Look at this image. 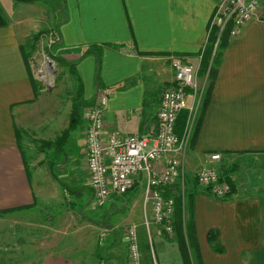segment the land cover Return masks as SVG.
<instances>
[{
  "label": "crops",
  "instance_id": "obj_1",
  "mask_svg": "<svg viewBox=\"0 0 264 264\" xmlns=\"http://www.w3.org/2000/svg\"><path fill=\"white\" fill-rule=\"evenodd\" d=\"M45 1L57 32L56 57L70 65L63 66L62 80L49 91L36 87L24 49L30 33L40 30L38 13L45 9L36 0H0V215L20 214L12 216L30 234L29 241L18 243L25 254L16 264H125L116 242L109 240L113 232L97 244L96 230L103 226V209L115 208L125 193L137 201L130 220L141 221L144 209L149 215V204L143 206L144 174L98 207L84 203L82 212L79 205L72 210L63 204V195L78 203L82 198L71 168L93 200L84 166L83 109L100 88H107L103 131L151 135L160 92L173 82L169 57L191 63L197 78L217 50L196 137L191 147L187 143L185 168L193 172L206 154L218 153L216 166L228 170L232 187L223 198L203 188L193 191L191 240L197 255L191 254V264H264V0L257 16L233 36L229 23L220 33L208 29L218 0ZM92 45L99 50L88 49ZM64 83L70 92H61ZM186 100L193 102L190 95ZM78 103V122L54 145ZM171 224L170 235L152 236L157 264H184L182 253L190 247V241H180L173 214ZM138 230L142 256L147 239L144 229ZM210 231L215 233L212 242Z\"/></svg>",
  "mask_w": 264,
  "mask_h": 264
},
{
  "label": "built area",
  "instance_id": "obj_2",
  "mask_svg": "<svg viewBox=\"0 0 264 264\" xmlns=\"http://www.w3.org/2000/svg\"><path fill=\"white\" fill-rule=\"evenodd\" d=\"M263 0H218L209 21L208 29L215 27L220 33L230 24V35H235L241 26L257 16ZM170 67L173 82L165 86L159 95L156 110V130L151 135L132 133L123 135L116 130L103 131V112L110 94L107 88L98 90L95 101L83 109L84 164L87 183L92 199L102 205L112 193L122 194L130 189L134 177L144 174L143 204L150 206L149 215L143 212L142 226L147 239V263L142 260L138 236L133 225L126 231L128 264H157L152 253V236L161 237L172 233L171 216L174 196L179 191L182 176V155L190 134L193 101L197 95L198 82L195 67L181 58L171 55ZM47 60L46 70L50 68ZM181 110L186 111V121L181 134L174 132L175 119ZM205 163L194 174L195 183L215 198L225 197L230 183L214 169L220 159L218 153L205 155ZM161 161V164H157ZM164 195V193H166ZM175 193V194H174ZM154 225L153 231L150 226ZM102 239V236H99Z\"/></svg>",
  "mask_w": 264,
  "mask_h": 264
},
{
  "label": "rangeland",
  "instance_id": "obj_3",
  "mask_svg": "<svg viewBox=\"0 0 264 264\" xmlns=\"http://www.w3.org/2000/svg\"><path fill=\"white\" fill-rule=\"evenodd\" d=\"M36 3H38L39 6L45 9V10H40L38 13L39 23L37 24L38 25L37 30L39 29L40 30L36 33L35 38H32L33 35H31L32 33H30V35L27 37L26 42L24 44L26 45L24 49L26 51V56L28 57V61L30 62L29 64L31 65L30 68L32 72V77L34 78V83L36 84V87L43 88V90L45 91H49V90H52V88L55 87L59 81L62 80L63 66L70 67V65L65 64L60 59H58V57H56L55 48L57 47V44H58V38L56 34L57 32L54 29L55 28L54 25H51L53 22L52 9L49 7V4H47L45 0H36ZM22 5L26 6L27 4H22ZM52 46H54V48ZM217 51L214 52V54L211 55V57H209L208 67H206L205 70H202L198 74V77H197L198 89L196 92L197 95L193 101V110H192L191 121H190L191 122L190 131L192 130V127L194 126L193 124L195 123L198 112L200 110V107L202 104V98L204 95V90L206 87V81H207L206 79L208 77L211 67H213L214 63L216 62V56L218 53ZM47 60L51 61L50 68H48V70H46ZM64 79L69 81L70 85H72L71 86L72 89L74 90L73 88V86L75 85L74 80L66 71L64 74ZM64 85H65V91H61V92L65 93L67 92V90L68 92H70V87L68 86V83H64ZM187 149L188 148L186 147L184 150V160L182 159V162H181L182 176L179 181L180 182L179 191L181 192V195L183 196V204L185 203V195L187 191L192 192L195 190V188L196 189L202 188L195 183L194 181L195 179L193 176L195 174V171L199 169L200 167H202L203 164L198 166L196 169H194L193 172L188 171V169L185 168V156L187 155ZM216 163L217 162L214 163L213 167H215L214 169L218 172V175L222 176L223 174L222 175L220 174L221 169L218 167V165L216 166ZM73 172L74 171L71 168L70 175L72 176L75 182V185H77V187L82 188V198L78 203L73 198L72 200L71 199L66 200V196L63 195L64 206L68 209L77 210V207L79 205V209L81 210L82 208V212L85 211V209L83 208L84 203H86L90 207H98L97 205H95L94 201L91 200L90 191L84 185L82 178L73 174ZM76 180H79L78 184H76ZM72 185L74 184L73 183H71V185L69 184V186L71 187ZM64 194H67V192ZM128 196H127V193H125L121 195L120 197H118L119 201L116 202L115 204L116 207L113 208L112 210H110V208L103 209V212H102L103 226L96 230V236L94 240V242L97 244L98 243L103 244L104 240L106 239L103 237H106V235L108 237V235L113 232V235L109 238V240L116 242V248L121 251V254H120V256L122 257L121 261L122 263H125V264H128L127 263V252H126L127 228L129 227V225H133L135 227L136 233L139 234V238H142V237H141V232H140L141 230H138V228L139 227L143 228L142 222H141L142 218H141V221L139 222L136 220H130L132 219L131 214L133 212V208L135 207L137 201L136 200L132 201L131 197L128 198ZM146 204L148 205V203ZM183 207L184 205H182V209ZM144 210L146 211V209ZM12 215H20V214H9L8 216L0 215V264H16L18 260L21 259V257H24V254H25L23 253V250L18 248L19 247L18 243L29 241V238H30L29 237L30 234L27 232L28 229L24 230L25 228L20 226L21 224L20 221L18 222L15 221L17 218H15V216H12ZM20 228L23 229L25 233L20 231ZM100 235L102 236V239H99ZM33 236L38 237L40 236V233H34ZM114 238H118V240ZM105 241H108V240H105ZM145 244H147V241Z\"/></svg>",
  "mask_w": 264,
  "mask_h": 264
},
{
  "label": "trees",
  "instance_id": "obj_4",
  "mask_svg": "<svg viewBox=\"0 0 264 264\" xmlns=\"http://www.w3.org/2000/svg\"><path fill=\"white\" fill-rule=\"evenodd\" d=\"M18 2H33L35 0H16ZM3 21L2 19L0 18V24H2ZM36 37V34L32 36V38H35ZM211 36H209L210 38ZM56 46V45H54ZM54 46H52L54 48ZM88 49H91V50H95V51H98L99 48L98 47H95V46H90L88 47ZM87 52V51H85ZM209 52V48L206 47L204 49V55L202 57V60H203V63L205 64V61L206 60V55L207 53ZM60 59V58H58ZM61 60V59H60ZM62 61V60H61ZM210 88H211V83L209 82L208 84V87L205 91V94H204V98L202 99V104H201V109L204 108L206 102H207V99H208V95H209V92H210ZM80 103L78 104H74L73 108H72V111H71V115H70V120H69V125H68V128L62 132V134L60 135V137H57L56 138V141L54 142V145H58L60 142L64 141V139L66 138L67 136V131H69L71 128H73L76 123L78 122L79 120V115L78 113L76 112V109L79 107ZM185 121H186V111L184 110H181L180 112H178L177 116H176V119H175V124H174V132L176 135H180L183 128H184V125H185ZM198 124H199V118L195 121L194 123V126L192 127V130L190 131V134H189V137H188V146L191 147L192 144L194 143V140H195V137H196V133H197V129H198ZM49 143H45V145H48ZM228 170L226 169H221V172L220 174L222 175L221 177L225 178L231 185L232 187V182L229 178V175L227 174ZM231 190V189H230ZM169 193L168 191H166V194ZM175 194V193H174ZM193 195V191H187L186 195H185V203L183 204V196L182 195H178V193L176 192V195L174 196V209H173V217H174V225H176L178 227V230L176 231L177 234H179L180 236V241L182 243L185 242V239L186 241L188 240V243L190 241V244L188 247V251H184V253H182L183 255V260H184V264H191V254L193 253L194 255H197L196 254V248L193 246V239L191 240V234L193 236V232L191 231L192 230V222H191V197ZM187 204V205H186ZM182 205H184L183 209H182ZM185 210L187 211V217L186 219L183 218V212H185ZM185 214V213H184ZM182 226H183V230H182ZM207 238L210 242H212V240L215 238V233L213 232H209L208 235H207ZM145 251H147V247H146V244H141V252H142V260L147 263L148 261V258H147V255L145 253Z\"/></svg>",
  "mask_w": 264,
  "mask_h": 264
},
{
  "label": "bare ground",
  "instance_id": "obj_5",
  "mask_svg": "<svg viewBox=\"0 0 264 264\" xmlns=\"http://www.w3.org/2000/svg\"><path fill=\"white\" fill-rule=\"evenodd\" d=\"M47 63V62H46Z\"/></svg>",
  "mask_w": 264,
  "mask_h": 264
}]
</instances>
